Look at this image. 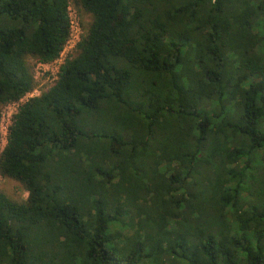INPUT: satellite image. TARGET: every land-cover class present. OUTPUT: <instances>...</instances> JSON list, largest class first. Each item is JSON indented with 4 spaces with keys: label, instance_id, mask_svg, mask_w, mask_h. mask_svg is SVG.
Returning <instances> with one entry per match:
<instances>
[{
    "label": "trees",
    "instance_id": "16d2710c",
    "mask_svg": "<svg viewBox=\"0 0 264 264\" xmlns=\"http://www.w3.org/2000/svg\"><path fill=\"white\" fill-rule=\"evenodd\" d=\"M18 107L0 264H264V0H74ZM69 0H0V105L59 58Z\"/></svg>",
    "mask_w": 264,
    "mask_h": 264
},
{
    "label": "rangeland",
    "instance_id": "374dc122",
    "mask_svg": "<svg viewBox=\"0 0 264 264\" xmlns=\"http://www.w3.org/2000/svg\"><path fill=\"white\" fill-rule=\"evenodd\" d=\"M69 15L71 20V34L59 58L45 64L35 62L32 59L28 60V63L32 66V73L35 81V88L32 94H28L25 98H22L21 101L0 105V152L6 144L8 128L12 123V117L16 114L18 107L26 102V100L45 93L56 81L59 67L64 61L76 56V46L85 36L91 23V16L80 11L75 6L74 0H69ZM0 192L15 202H21L27 198V192L20 183L9 178H4L1 175Z\"/></svg>",
    "mask_w": 264,
    "mask_h": 264
},
{
    "label": "built area",
    "instance_id": "2783aa9c",
    "mask_svg": "<svg viewBox=\"0 0 264 264\" xmlns=\"http://www.w3.org/2000/svg\"><path fill=\"white\" fill-rule=\"evenodd\" d=\"M68 11H69V9H68ZM69 17H70V15H69ZM71 21V20H70ZM70 34H71V29H70ZM69 40V39H68ZM68 42V41H67ZM36 91V90H35ZM32 92H33V90H32ZM32 92H29V93H27L23 98H25L28 94H32ZM39 96V95H38ZM31 98V97H30ZM22 100V98L20 99V101ZM27 101V100H26Z\"/></svg>",
    "mask_w": 264,
    "mask_h": 264
}]
</instances>
